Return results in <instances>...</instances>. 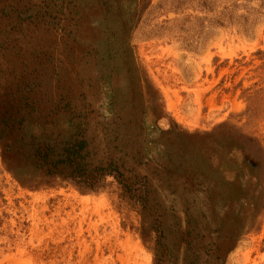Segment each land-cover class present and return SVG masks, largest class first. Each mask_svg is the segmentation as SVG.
<instances>
[{
    "label": "rangeland",
    "instance_id": "rangeland-1",
    "mask_svg": "<svg viewBox=\"0 0 264 264\" xmlns=\"http://www.w3.org/2000/svg\"><path fill=\"white\" fill-rule=\"evenodd\" d=\"M0 264H264V0H0Z\"/></svg>",
    "mask_w": 264,
    "mask_h": 264
},
{
    "label": "trees",
    "instance_id": "trees-1",
    "mask_svg": "<svg viewBox=\"0 0 264 264\" xmlns=\"http://www.w3.org/2000/svg\"><path fill=\"white\" fill-rule=\"evenodd\" d=\"M6 127L12 132L16 129L18 133L16 136H10V142L8 143V149L12 152L23 151L24 155H30L34 159V163L41 169H43L48 174H63V168L59 165L65 164L64 169L69 170V174L66 177H71L79 183L91 184L93 186L94 179L97 177L96 173L88 171L87 163L83 161L84 157L88 155L87 142L86 140H79L74 143V145L65 148V159H59L56 161V155L54 154V149L52 146L43 140L34 142L36 138L29 141L26 133H24L23 121L16 118L9 117L6 120ZM86 154V155H85ZM78 160V161H77ZM119 160L110 159L108 167H99L101 169V175H112L114 178L118 179L122 175L120 171ZM107 170V171H106Z\"/></svg>",
    "mask_w": 264,
    "mask_h": 264
}]
</instances>
